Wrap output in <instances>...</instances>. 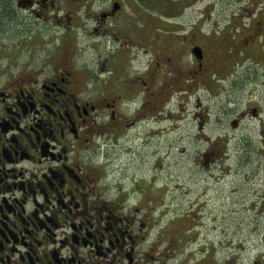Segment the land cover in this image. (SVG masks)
I'll list each match as a JSON object with an SVG mask.
<instances>
[{"label": "rangeland", "instance_id": "obj_1", "mask_svg": "<svg viewBox=\"0 0 264 264\" xmlns=\"http://www.w3.org/2000/svg\"><path fill=\"white\" fill-rule=\"evenodd\" d=\"M28 1L0 0V86L46 79L49 61L73 74L98 106L101 191L140 246L176 255L162 264H264V0H133L119 16L133 33L98 26L109 0Z\"/></svg>", "mask_w": 264, "mask_h": 264}, {"label": "flooded vegetation", "instance_id": "obj_2", "mask_svg": "<svg viewBox=\"0 0 264 264\" xmlns=\"http://www.w3.org/2000/svg\"><path fill=\"white\" fill-rule=\"evenodd\" d=\"M34 1L40 3L29 0V5ZM138 1L177 7L195 0ZM90 2L102 0H84V7ZM126 2L134 4L109 0L98 26L109 23L110 33L136 32L131 18H119ZM49 62L44 80L40 73L22 71L0 86V264H162L161 259L176 257L169 249L150 253L156 243L141 247L146 237L137 235L135 218L101 191L95 157L106 141L95 140L103 134L97 116L89 120L98 106L67 85L72 73L66 67ZM139 89L131 96L145 93Z\"/></svg>", "mask_w": 264, "mask_h": 264}, {"label": "water", "instance_id": "obj_3", "mask_svg": "<svg viewBox=\"0 0 264 264\" xmlns=\"http://www.w3.org/2000/svg\"><path fill=\"white\" fill-rule=\"evenodd\" d=\"M192 53L198 60H202L203 53H202V49L199 46L193 48Z\"/></svg>", "mask_w": 264, "mask_h": 264}, {"label": "trees", "instance_id": "obj_4", "mask_svg": "<svg viewBox=\"0 0 264 264\" xmlns=\"http://www.w3.org/2000/svg\"><path fill=\"white\" fill-rule=\"evenodd\" d=\"M8 12H9V10H8ZM12 14H14V13L11 12L10 14H8V16H12Z\"/></svg>", "mask_w": 264, "mask_h": 264}]
</instances>
